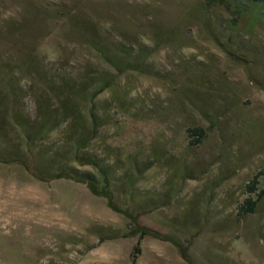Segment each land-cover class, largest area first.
Returning <instances> with one entry per match:
<instances>
[{"label":"rangeland","instance_id":"1","mask_svg":"<svg viewBox=\"0 0 264 264\" xmlns=\"http://www.w3.org/2000/svg\"><path fill=\"white\" fill-rule=\"evenodd\" d=\"M40 1L72 12L78 9L84 17L104 16L106 29L111 27L108 17L112 14L115 25L129 24L133 31H144L138 25L142 26L139 22L148 13L160 16L158 21L167 26L184 17V8L174 0ZM37 8L43 9L35 0H0V53L4 59L13 53L24 62L27 51L16 50L33 48L52 61L102 70L81 49V41L68 32L77 28L82 35L86 19L77 15L56 19L60 24L50 20L51 25L46 26ZM187 28L189 46L177 50L178 56L163 51L154 64L164 72L163 64L170 66L175 58L192 61L190 77L201 82L196 85V99L206 112L218 116L215 124L181 103L178 91L176 100L174 90L162 80L127 75L120 82L145 100L147 118H124L108 127L107 143L123 157L137 149L148 157L151 145L162 149L163 166L148 170L142 181L150 189L174 180L176 171L172 172L168 159L176 160L174 206L155 210L141 221L174 232L178 238L199 229L190 252L194 264H264V92L249 83L243 71L213 45L198 38L195 24ZM176 67L184 76L182 65ZM180 82L177 75V84ZM22 103L34 107L28 97ZM169 106L173 109L165 112ZM114 112L109 111L115 117ZM196 126L205 132L200 142L191 133ZM250 197L256 203L253 210L243 207L252 211L244 216L240 207ZM124 228L125 221L85 186L64 179L41 182L16 165L0 163V264H186L167 242L144 239L138 244L137 238H121L101 243L96 235L99 230ZM137 244L140 251L134 253Z\"/></svg>","mask_w":264,"mask_h":264},{"label":"trees","instance_id":"2","mask_svg":"<svg viewBox=\"0 0 264 264\" xmlns=\"http://www.w3.org/2000/svg\"><path fill=\"white\" fill-rule=\"evenodd\" d=\"M35 1L42 4L43 9L37 8V13L46 26L51 25L50 20L77 15L86 19L81 27L82 35L77 34V28L68 32L81 41V49L88 51L102 70L83 63L52 61L33 48L15 49L27 51L24 62L16 54L9 53L4 59L0 53V163L16 165L41 182L64 179L81 184L93 196L104 199L106 206L125 221V228L99 230L96 233L99 242L121 238H137L138 244L144 239L163 241L186 264H194L190 252L199 237V229L178 238L174 232H164L141 221V217L155 210L174 206L176 160L168 159L172 172L176 171L174 180L165 187L150 189L142 181L148 170L163 166L162 149L151 145L148 157L141 156L140 149L123 157L119 149L107 143L108 127L120 124L124 118H147L145 100L138 94L132 95L120 78L129 75L160 79L174 90L176 100L178 91L181 103L204 121L215 124L218 116L206 112L196 99L195 90L199 91L196 85L201 82L196 76L190 77L192 61L175 58L172 65L163 64V72L156 67L154 59L163 51L177 55V50L189 46L187 26L195 24L198 38L213 45L243 71L249 83L264 92V0H174L184 8L183 19L167 26L158 21L160 16L148 13L139 22L142 26L138 25L144 31H133L129 24L115 25L110 19L115 14L108 17L111 27L106 29L104 16L92 18L84 13V17L78 9L72 12ZM177 64L182 65L184 76L177 72ZM177 75L181 78L179 84ZM25 97L34 103L32 109L22 103ZM111 109L115 117L109 113ZM171 109L169 106L165 112ZM191 133L199 139L197 142L205 134L199 126ZM255 203L253 197L245 201L240 207L244 216L252 211L243 207L253 210ZM138 244L134 253L140 251Z\"/></svg>","mask_w":264,"mask_h":264}]
</instances>
